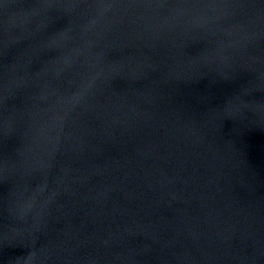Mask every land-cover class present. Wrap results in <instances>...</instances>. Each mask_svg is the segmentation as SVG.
I'll list each match as a JSON object with an SVG mask.
<instances>
[{
	"label": "water",
	"instance_id": "obj_1",
	"mask_svg": "<svg viewBox=\"0 0 264 264\" xmlns=\"http://www.w3.org/2000/svg\"><path fill=\"white\" fill-rule=\"evenodd\" d=\"M0 264H264V0H0Z\"/></svg>",
	"mask_w": 264,
	"mask_h": 264
}]
</instances>
